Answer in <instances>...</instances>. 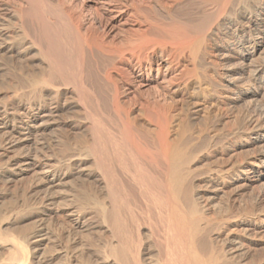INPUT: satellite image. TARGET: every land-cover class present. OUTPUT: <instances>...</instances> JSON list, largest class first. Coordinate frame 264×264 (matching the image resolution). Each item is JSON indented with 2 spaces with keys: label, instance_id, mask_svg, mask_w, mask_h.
<instances>
[{
  "label": "bare ground",
  "instance_id": "obj_1",
  "mask_svg": "<svg viewBox=\"0 0 264 264\" xmlns=\"http://www.w3.org/2000/svg\"><path fill=\"white\" fill-rule=\"evenodd\" d=\"M0 25L4 175L36 173L23 212L69 228L43 264H264L245 150L256 115L264 139V0H0ZM25 231L23 261L50 237Z\"/></svg>",
  "mask_w": 264,
  "mask_h": 264
},
{
  "label": "rangeland",
  "instance_id": "obj_2",
  "mask_svg": "<svg viewBox=\"0 0 264 264\" xmlns=\"http://www.w3.org/2000/svg\"><path fill=\"white\" fill-rule=\"evenodd\" d=\"M1 27L2 26L0 25V28ZM5 59H6L5 55L1 54L0 55V80L1 81H3L7 77L6 75H8L6 73V71H7V59L6 60ZM4 85L5 84L1 85V87L3 86L1 89L4 88ZM6 87L7 86L5 85V89H6ZM4 90H2V91H4ZM232 98H233L232 99L233 102H235L237 99V95L232 94ZM245 104L247 105V108L251 112H253V110L255 108L254 102L252 100L248 99ZM71 114H72L71 112L66 113L63 117L64 118L63 120H67L69 122L72 121L73 120V114H72V117H71ZM258 117L259 116H257V115L254 116L253 119L249 122V126H250L249 132H248V140L249 141L245 147V150L247 151V154H248L247 166L249 168V174L248 175H249L250 179L248 182L249 187L246 190L247 192L246 191L245 192H246L247 198H249L248 200L250 202H255V198H257L256 196L259 195L258 193L261 192L260 193L261 194V200H259L257 207L260 209L261 214L264 216V175H263V173H264V139L263 140L251 139L252 134L255 133L257 130V128H256L257 124H259ZM256 118L258 121L256 120ZM250 123H251V125H250ZM252 125H253V127H252ZM262 130L264 131V127ZM49 132H51V133H49ZM49 132L43 137V140L44 141L47 140L46 142L49 144L51 143L50 144L51 148H49V149L47 148V151H46V149H44L42 151V154L47 152L46 154H48L50 156L52 154L53 156H51V157H54V155L56 156V154L59 155V151H57L58 150V142H56V141H58V140H56V139H58V136H57L58 133L56 131H49ZM71 132H72L71 133L72 136H77L76 137L77 140H83L84 139V135H80V134L76 135V133H74V131H72V130H71ZM74 139H75V137H73V140ZM48 141H50V142H48ZM55 144H57V146H55ZM19 148L15 149L13 152L8 154L7 156H4L2 158L0 157V162H1L0 163V238H1L0 239V264H38V263L43 264L41 262V259L43 257L56 256V253L58 254V252H59L58 249H60L61 246L63 247L67 244V241H66L67 237L66 236L68 235V229L69 228L67 227V223L65 222L66 221L65 216L52 218V219H50V218L46 219V216H44V215L41 217L38 216V217H33V218L32 217L27 218L28 216L26 215V211L23 212V210H24L23 198L25 197L26 194H31V193L33 194L35 192L34 190L37 189L36 187H38V185H39V182H38L39 180H38V176L37 177L35 176L36 173L33 174V172L29 173L28 175H30V176L34 175L35 177L31 176L32 177L31 178L28 175L26 176V177H29V178H27L29 181L28 183L26 182V178H23V179L20 178L19 179L20 176H16V178L14 177L12 179V181H10L4 175V172L6 169H5V165H3V164L6 163V161L11 157V155L13 157V155L15 154L16 156L14 155V157L17 158V156H19V152H18ZM17 153H18V155H17ZM232 153H235V151H233ZM3 162H5V163H3ZM82 170H83L82 172L88 173L91 170V167L89 166V164H87L84 166V169H82ZM254 170H255V172H253ZM21 179L23 181L25 180L24 183L26 182V185L23 183V181H21ZM83 181H84L83 178L74 179L71 177L66 181V183H68V184H66V187L68 188V192L66 190L67 188L63 184H62V186L61 185L57 186L53 190L57 194V196L61 197L60 201L61 200L63 201L65 199L67 200L69 198V195H71L74 191H76V189L81 187V185L83 184L82 183ZM29 184H31V185H29ZM27 186H28V189H27ZM24 190H26L27 192ZM59 190H62V191L60 192ZM64 190H65V192H64ZM56 191H59L61 193V195H59L60 193L56 192ZM23 192H24V194H23ZM76 192H74V193H76ZM42 193L45 194L46 192H42ZM248 193H249V195H248ZM32 194L30 195L31 196L30 199L32 201L34 200L33 201L34 203L33 202H31V203L33 205H36L37 207L40 206V204H38L39 199L35 198V194L32 197ZM38 195L40 196L41 193H39ZM38 195H37V197H38ZM40 197L43 198V195H41ZM62 197H63V199H62ZM21 200H22V202H21ZM35 201H37V203ZM40 218L41 219L44 218V220L42 221ZM35 219H37V220L35 221ZM256 219H257V216H254L252 219V222L257 221ZM26 224H29V226L25 227ZM39 226H45L48 229V231L50 232L49 233L50 237L46 241L40 242L42 244L38 245L36 247V249L31 251L30 257H28L29 260L23 261L22 260L23 254H21L22 252H20V251L21 250L23 251V248H22L23 243L26 242V238H25L26 234H27L26 231H28V233H32L33 230L37 229ZM237 227L238 226H234L233 230H234V228H235V230H237L238 229ZM25 228H27V229H25ZM28 228H29V230H28ZM24 230H26L25 231L26 234L24 233ZM246 232L248 233V236H249L248 241H249V244L251 245V248L252 249L255 248L257 246L256 241L259 240L260 246L264 250V226L262 227V229L258 230L256 228V226L252 224L249 226V228ZM255 232H257V233H255ZM59 237H62V239H63V243L60 246L57 245L58 240L60 239ZM24 238H25V240H23ZM54 238H56V239H54ZM17 242L20 244H18ZM33 245L34 244H32V246ZM20 246H21V248H19ZM57 260L58 259L56 258L55 260H53L54 262L52 261L49 264H52V263L53 264H56V263L59 264L60 262H57ZM44 264H47V263H44Z\"/></svg>",
  "mask_w": 264,
  "mask_h": 264
}]
</instances>
